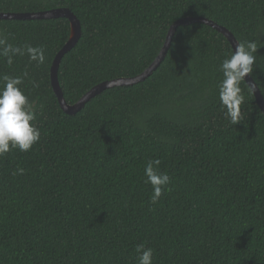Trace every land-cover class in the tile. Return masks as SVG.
<instances>
[{
  "label": "trees",
  "instance_id": "obj_1",
  "mask_svg": "<svg viewBox=\"0 0 264 264\" xmlns=\"http://www.w3.org/2000/svg\"><path fill=\"white\" fill-rule=\"evenodd\" d=\"M58 7L82 28L58 69L70 104L102 81L143 72L186 16L257 42L251 75L264 96V0H0V12ZM70 33L66 17L0 19L9 43L43 45L47 55L43 65L0 56V76L28 72L21 87L41 131L30 151L0 157V264H137L142 243L153 264H264V111L246 84L244 121L233 125L221 110L230 40L203 22L179 25L147 78L69 114L51 65ZM157 158L171 191L152 204L144 166Z\"/></svg>",
  "mask_w": 264,
  "mask_h": 264
},
{
  "label": "clouds",
  "instance_id": "obj_2",
  "mask_svg": "<svg viewBox=\"0 0 264 264\" xmlns=\"http://www.w3.org/2000/svg\"><path fill=\"white\" fill-rule=\"evenodd\" d=\"M258 49L255 40L237 41L235 50L219 66L223 77L218 84L221 110L233 125L244 121V110L241 106L245 103V95L241 85L246 84L252 93H255L258 87L256 83L245 80V77L254 71ZM25 55L30 62L37 65H43L47 60L45 46H33L30 43L16 46L0 35V56L7 58L8 65L13 64L14 57ZM27 76V71L18 76H0V157L12 149L28 152L40 141L41 131L36 124V102L30 100L21 87ZM160 165L161 160L157 158L149 159L144 166L145 183L150 184L153 190L150 198L152 204H156L166 191H171V177L167 172L160 170ZM23 173L24 169L19 168L17 173L13 174ZM136 252L137 264H153L154 250L151 247L142 243L137 245Z\"/></svg>",
  "mask_w": 264,
  "mask_h": 264
},
{
  "label": "water",
  "instance_id": "obj_3",
  "mask_svg": "<svg viewBox=\"0 0 264 264\" xmlns=\"http://www.w3.org/2000/svg\"><path fill=\"white\" fill-rule=\"evenodd\" d=\"M56 17H66L70 20L71 23L70 37L68 41L64 44V46L56 54L53 63L51 65L52 87L59 100L61 107L63 108L64 111H66L69 114H75L76 112H78L86 104L87 101L91 100L94 96L100 94L107 88L113 86L132 85L147 78L164 60L168 52V49L171 45L176 29L178 28L179 25L190 24L194 22H203L209 24L218 31L222 32L230 40V43L232 44L234 50L236 48L238 41L235 35L227 27L217 23L212 19H209L204 16L182 17L176 20L171 25L167 33L163 47L161 48L160 52L158 53L154 61L143 72L133 77H120V78H114V79L102 81L96 84L95 86H93L91 89H89L77 102L70 104L65 99L62 87L60 85L59 77H58V69L63 56L66 54V52L71 50L76 45V43L79 41L82 35L81 22L79 18L76 16V14L68 7H58V8L42 10V11L0 12V19H43V18H56ZM245 80L249 83H256L251 74L249 76H246ZM254 94L256 96L259 106L264 111V96L259 86L256 88Z\"/></svg>",
  "mask_w": 264,
  "mask_h": 264
}]
</instances>
